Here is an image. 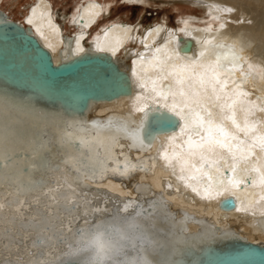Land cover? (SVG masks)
Listing matches in <instances>:
<instances>
[{
  "label": "bare ground",
  "instance_id": "bare-ground-1",
  "mask_svg": "<svg viewBox=\"0 0 264 264\" xmlns=\"http://www.w3.org/2000/svg\"><path fill=\"white\" fill-rule=\"evenodd\" d=\"M179 1L203 8V17H183L178 28L170 27L165 21L143 27L116 20L105 24L95 34L94 27L110 13L101 1L86 0L79 5L70 18L76 28L74 34L64 32L51 0H34L27 7L24 19L18 22L32 29L56 64L85 52L109 54L124 75L119 84L127 86L129 92L111 100H89L80 112L58 100L50 101L42 94L17 90L0 79V96L24 105L12 118L22 133L14 146L19 163L12 172L22 170V184L27 188L30 182L32 189L17 192V186L11 181L0 188V203L5 205L0 216V232L12 229L11 237L7 233L0 236V261L19 260L21 264H28L35 258L61 264L76 230L84 227L85 222L89 226L110 222L117 216V210L121 217H132L137 205L144 209L142 222L150 225L158 236L166 238L164 251L154 252L149 259L154 256L157 260H166L167 264H215L218 263L217 251L203 254L202 250L222 248L228 242L241 239L264 245V216L261 215L264 185L252 183L264 173V151L259 147H254L250 156L245 152L243 158L237 152L235 160L227 152L222 153V159L212 157L217 163L211 167L204 165L211 181L197 174L195 179L187 180L191 185L187 187L178 179L179 166L173 175L172 168L166 167L159 156L165 147L169 152L173 150L167 137L180 132L182 122L179 121L174 130L149 132L159 139L153 140L147 150L129 148L131 140L121 136L119 143L125 147L115 149L120 171H109L101 176L97 169L96 178L73 182L80 173L74 165L64 163L66 149L54 136L53 116L57 124L61 120L75 119L91 125L113 114H131L133 120L139 121L143 114L137 108L160 107L163 102L153 104L144 96L137 101L135 97L141 92L137 82H147L150 91L152 79L167 75L173 67L192 62L196 65L195 72L214 66L215 71L209 75L224 84L222 91L217 85L221 97L218 101L209 90L211 101L206 106L219 113L220 105L235 101L237 122L241 127L247 123L253 128L245 136L232 127L231 121H224L225 127L245 142L243 147L253 144V136H264V0ZM187 42H191L189 47L185 46ZM162 84L167 91L174 79L169 77ZM224 112L231 115L227 108ZM45 116L49 118L47 122L40 119ZM147 126L148 121L145 130ZM41 138L47 141L43 148L39 143ZM184 139L186 135L177 136L175 144H182ZM239 140L232 143L239 144ZM121 152L130 163L143 161L142 167L129 169L124 174L125 157L120 156ZM195 162L199 167L198 158ZM108 167H115V162L109 161ZM233 167L235 171L231 172ZM254 167L259 168L260 173L254 171ZM229 174L234 180L244 179L245 184L232 187L228 184ZM183 175L188 177L189 174ZM192 187H196L197 192H192ZM228 196L236 199L234 209L226 210L220 205ZM126 204L131 205L127 211L124 210Z\"/></svg>",
  "mask_w": 264,
  "mask_h": 264
},
{
  "label": "snow or ice",
  "instance_id": "snow-or-ice-1",
  "mask_svg": "<svg viewBox=\"0 0 264 264\" xmlns=\"http://www.w3.org/2000/svg\"><path fill=\"white\" fill-rule=\"evenodd\" d=\"M28 23L31 24L32 21L29 20ZM195 67V62L180 65L178 68L173 67L167 75L151 80L150 91L147 82H137V86L141 89L140 94L135 97L137 101L144 96V99L151 100L153 104L163 102L160 107L137 108L136 110L143 114L139 121L133 120L131 114L128 116L113 114L105 121H93L91 125L75 119L61 120L57 124L56 117L53 116L51 119L54 136L66 149L67 159L64 163L74 165L80 173L78 177L73 178V182L76 179L96 178L97 169L101 176L109 171H120V161L116 158L115 149L125 147L119 143L121 136L131 140L129 148L140 150L151 148L152 141L159 138L153 137L145 130L150 112H159L157 119L162 123L173 122L172 117H177L182 122L180 132L167 137L168 144L173 150L169 152L165 147L162 152H159V156L165 161L166 167L172 168L173 175H175L176 166H179L181 175L178 179L184 181L187 187H191L187 184V180L195 179L197 174L211 181L212 177L204 171V165L209 164L211 167L216 164L217 160L212 159L214 156L222 159V153L227 152L235 160L237 152L243 158L245 152L249 156L252 155L254 147L264 151V136H253V144L243 147L245 142L239 140L234 132L225 127L224 121L227 120L231 121L232 127L237 132H243L245 136L253 131L247 123L241 127L237 122L235 101L232 104L220 105L219 113H214L210 107L206 106L211 101L209 90L218 101L221 97L217 92V85L219 84L222 91L224 84L218 78L209 75L210 72L215 71L214 66H205L203 72H195ZM169 77L174 79V84L165 91L162 82ZM23 107L20 101L0 96V188L6 181H11L17 186V192L32 190L30 182L27 188L22 184V170L17 169L15 173L12 172L19 163L15 158L14 146L19 143L22 135L12 118ZM225 108L231 111V115L225 114ZM40 119L47 122L49 118L45 116ZM40 131L42 132L43 129ZM185 135L187 139H184L182 144H175L177 136ZM233 140H239V144H233ZM39 143L43 148L47 141L41 138ZM120 156L125 157L124 174H127L129 169L135 170L143 165V161L140 164L130 163L124 152H121ZM197 158L200 162L199 167L195 162ZM109 161H114L115 167L109 169ZM152 167H155L154 162ZM253 170L260 173L259 168L254 167ZM234 171L235 167L231 169V172ZM186 172L189 174L188 177L183 175ZM227 179L232 187L245 184L244 179L234 180L231 174ZM252 183L264 185V173H260L259 180H253ZM168 187L171 188L172 185L168 184ZM191 190L197 192L196 187H192ZM205 194H209L208 188H205ZM130 206L126 204L124 210L127 211ZM4 207L5 205L0 203V216ZM240 210L237 208V211ZM143 213V207L137 205V211L132 217H121L117 210V216L111 218L110 222H97L90 226L85 222L84 227L76 230L73 243L69 244L67 251L63 253L66 259L62 260L61 264H167L166 260L160 261L154 256L149 259L154 252L164 251L166 238L158 236L150 225L146 226L142 222ZM261 215L264 216V211ZM11 232V228H5L0 232V236L7 233L11 237ZM0 264H21V262L6 260L0 261ZM28 264H52V261L33 258Z\"/></svg>",
  "mask_w": 264,
  "mask_h": 264
},
{
  "label": "water",
  "instance_id": "water-1",
  "mask_svg": "<svg viewBox=\"0 0 264 264\" xmlns=\"http://www.w3.org/2000/svg\"><path fill=\"white\" fill-rule=\"evenodd\" d=\"M190 43L185 46L189 47ZM123 77L117 64L105 53L85 52L56 64L29 26L0 10V79L11 87L42 94L50 101L58 100L81 112L89 100H111L128 93V87L119 84ZM159 115V112L149 113L146 132L177 128V117H172L173 122L162 123L157 119ZM220 205L226 210L234 209L236 199L228 196ZM214 250L218 256L215 264H264V245L248 240L231 241L222 248H208L201 253Z\"/></svg>",
  "mask_w": 264,
  "mask_h": 264
},
{
  "label": "rangeland",
  "instance_id": "rangeland-1",
  "mask_svg": "<svg viewBox=\"0 0 264 264\" xmlns=\"http://www.w3.org/2000/svg\"><path fill=\"white\" fill-rule=\"evenodd\" d=\"M34 0H0V9L7 12L16 21H22L27 12V7ZM57 12L58 21L64 26V32L74 34L76 28L71 25L73 15L79 5L86 0H51ZM109 8V15L100 20L99 25L93 29V34L99 31L105 24L123 20L129 24L142 25L165 21L172 28H178L180 21L186 16L202 18L203 8L193 5L187 1L179 0H98ZM163 1V2H162ZM26 10V11H25ZM90 39H88L89 41ZM87 42V41H86Z\"/></svg>",
  "mask_w": 264,
  "mask_h": 264
}]
</instances>
